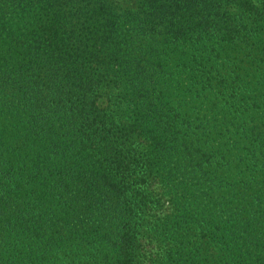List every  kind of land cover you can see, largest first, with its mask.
<instances>
[{
    "label": "trees",
    "instance_id": "1",
    "mask_svg": "<svg viewBox=\"0 0 264 264\" xmlns=\"http://www.w3.org/2000/svg\"><path fill=\"white\" fill-rule=\"evenodd\" d=\"M254 48L264 0H0V264H264ZM220 98L235 173L189 114ZM219 183L221 227L201 207Z\"/></svg>",
    "mask_w": 264,
    "mask_h": 264
},
{
    "label": "rangeland",
    "instance_id": "2",
    "mask_svg": "<svg viewBox=\"0 0 264 264\" xmlns=\"http://www.w3.org/2000/svg\"><path fill=\"white\" fill-rule=\"evenodd\" d=\"M138 5V0H114V7L116 11L119 13L123 12H133L137 9ZM255 52H253L252 56L249 55V51H243L241 55L239 56L240 59V64L244 67V73H241L243 77V82H246V85L248 87H251L250 90L255 91L254 93H257L259 95L264 96V64H259L258 60H263L264 61V54L258 49H255ZM260 51V52H259ZM256 60L257 63L254 62V64H251V61ZM190 99L187 96V100ZM220 104L215 110L210 113L209 115V110L208 106L206 105V102L203 105H198L197 102L190 103L189 107V114L191 116V119H194L199 117L201 115V118H203V115H206V120L203 119V122L206 124L204 125L207 129H209L211 135L210 143H208V148L212 147H217L220 143L222 142L225 145V149L230 148V150L227 153V159L230 162L229 166L231 169H233V173H235L234 168L237 166V164L241 161L240 158L244 157V151L242 150L243 148H232L229 147V145L232 144L234 140L244 142L242 139H238V136L234 132V127L230 126L229 131L225 130V128H222V98H220ZM184 102V101H183ZM264 138V135H263ZM264 140V139H263ZM264 143V142H263ZM264 145V144H263ZM220 147V146H219ZM222 149V146H221ZM262 151V150H261ZM230 154V155H229ZM221 154L217 157L218 159L220 158ZM239 158V160H238ZM254 159V157H252ZM222 161V160H221ZM249 163V168L243 177L245 178V181H247L250 177H253V183L251 184V189L245 193V199L244 203L247 206H252L256 205L254 202L255 199H258V204L255 206L254 210H258L261 214L264 215V159H261L259 157V160H256V162H248V158L246 159L245 157V162ZM252 161V160H251ZM242 169H244L243 163L239 164ZM246 166V164H245ZM213 170L217 171V173L222 172V162L220 163L219 166H216L213 168ZM248 178V179H246ZM248 182V181H247ZM262 183V185L260 184ZM220 184V183H219ZM257 185V187H256ZM258 187L261 188V193L258 191ZM218 186L215 189H217ZM225 190H222V183L220 184V188L216 191H214L210 197V200H204L202 201L201 207L204 209V214L206 217L205 222H212L214 223H220V227L222 226V213L220 214L219 211V203H221V211H222V195ZM240 200V198H239ZM240 203V202H239ZM200 207V208H201ZM262 222H264V216L262 218ZM222 230V229H221ZM206 237L208 239H211L208 234L206 233ZM220 235H222L220 233ZM252 235H255L254 237L258 238V235H256L254 232ZM212 240V239H211ZM205 239L202 240L204 243ZM201 242V241H200ZM204 246V245H203ZM256 251L255 248L249 247L248 251ZM219 260L222 259V253L220 254L219 252L214 253ZM212 258H214L212 256ZM222 261V260H221ZM234 260H231L230 264H233ZM240 264V263H239Z\"/></svg>",
    "mask_w": 264,
    "mask_h": 264
}]
</instances>
